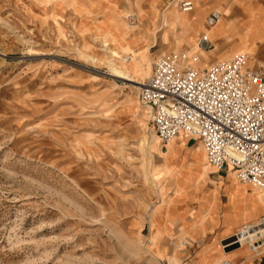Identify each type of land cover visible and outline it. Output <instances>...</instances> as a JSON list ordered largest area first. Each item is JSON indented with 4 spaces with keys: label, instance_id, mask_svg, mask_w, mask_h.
<instances>
[{
    "label": "rangeland",
    "instance_id": "374dc122",
    "mask_svg": "<svg viewBox=\"0 0 264 264\" xmlns=\"http://www.w3.org/2000/svg\"><path fill=\"white\" fill-rule=\"evenodd\" d=\"M178 2L0 0V264H223L250 251L190 207L217 191L228 204L238 180L205 189L199 144L188 156L202 157L203 174L187 188L180 139L162 148L137 100L159 55L197 50L176 22L194 9ZM217 9L220 25L230 10ZM247 10L238 50L258 61L264 21ZM99 35L134 83L111 75Z\"/></svg>",
    "mask_w": 264,
    "mask_h": 264
},
{
    "label": "built area",
    "instance_id": "2783aa9c",
    "mask_svg": "<svg viewBox=\"0 0 264 264\" xmlns=\"http://www.w3.org/2000/svg\"><path fill=\"white\" fill-rule=\"evenodd\" d=\"M183 11L194 9V0H179ZM213 9L206 16L207 30L197 39V50L161 54L153 71L138 89V98L150 106V120L157 136L170 143L180 132L201 139L209 163L218 171L226 165L240 181L264 188V61L247 52L206 62L203 51L213 42L209 30L222 19ZM254 229L249 246L264 252V216ZM244 234L243 236H246ZM242 236V237H243ZM241 245V236L231 237ZM223 264H234L225 259Z\"/></svg>",
    "mask_w": 264,
    "mask_h": 264
},
{
    "label": "crops",
    "instance_id": "0c3cea01",
    "mask_svg": "<svg viewBox=\"0 0 264 264\" xmlns=\"http://www.w3.org/2000/svg\"><path fill=\"white\" fill-rule=\"evenodd\" d=\"M150 1H154V0H150ZM194 3H195V8L192 12L188 13L189 18L185 19L181 17L180 25L185 27V31L187 33H190V35L195 39V41H197L200 35L207 30L205 19L211 10L216 9L218 6H222L223 8L230 10L228 13H224L225 14L224 20L220 25L218 24L208 31L210 32L209 35L213 42V45H215V48H212L209 51L211 53L209 54H205L204 52L201 53L203 54V57L208 63L216 61L221 58L230 57L233 51L234 53L235 51L244 52L238 50L242 46L239 36L245 30L244 28L245 23L243 22L246 21V19L248 18V14H249L247 10L248 6H252L254 9L255 18L253 22L264 21V0H240V2H235V0H197V3L196 1H194ZM221 56H226V57H221ZM212 57H215V59H212ZM262 58H264V56L261 57V60L258 58L256 59H258V61H264L262 60ZM175 138L177 139L174 142H177L180 139V143H178L180 145L179 147L181 149H184L185 151L184 154H186L185 156H187L188 159L190 158L188 156L190 154L189 148L191 149L192 147L200 144L203 149L202 146L203 143L201 139L187 132H180ZM160 141L162 142V148L166 147L167 149V145L169 143L165 144L161 139ZM197 141L201 142L202 144L201 143L196 144ZM205 152L206 151H204V153ZM205 155L207 154L205 153ZM197 156L198 155L195 154L193 155V159L192 158L190 159V165H189L190 168L188 171L189 175L187 177L185 175L183 176V179L186 177L185 179L188 178L189 180L188 184H186L187 188L194 187L195 185L191 181H195V182L199 181L200 174L201 175L203 174L202 157L201 156L197 157ZM199 162L201 163L199 164ZM207 162H209L208 159ZM209 164L211 165V167L209 166L211 170H209V172L206 174L204 179H201L205 189L206 188L209 190L215 189L222 178L227 179L230 176L231 178L232 177L235 178V176L230 173V172L236 173V170L233 166L226 165V167L222 171H218L214 165H212L211 163ZM235 183H239V182L237 181ZM235 183L229 185L228 204H227L228 200L224 201L222 199L223 196L224 197L226 196L225 193L222 194L220 200L219 199L212 200V198L218 194V192H216L215 194L212 195L211 200L198 201V205L199 206L200 204L202 205V207L200 206L201 209H199V206L196 205L190 206V207H194L193 210L194 214L198 215L200 220H207L210 226L215 230L220 229V235H223L225 233L228 234V232L231 230V229L229 230V228L237 229V231L231 236H235L239 234V232L242 233V229L245 230L246 228L251 226L250 225L251 223H255V221H257L258 212L260 216L259 218L264 216V201H256V203H254L253 214L252 212L249 211L248 201H242V200L232 201L231 188ZM184 204L187 207H189L187 202H185ZM205 213L208 216H206ZM227 214L229 216L226 218ZM200 234H202V231L200 232ZM244 246L246 247V245H243L241 247L243 248ZM239 249L238 251L231 252L228 255L225 254V257L228 258L227 256L230 255L231 257L229 258H231V261L234 262V264H264V252L261 254H256L250 248V251L252 252V254H250L251 252L248 250L240 252ZM209 259L211 260L210 257ZM215 260L216 261L211 260V264H218L219 259L217 258Z\"/></svg>",
    "mask_w": 264,
    "mask_h": 264
},
{
    "label": "bare ground",
    "instance_id": "6f19581e",
    "mask_svg": "<svg viewBox=\"0 0 264 264\" xmlns=\"http://www.w3.org/2000/svg\"><path fill=\"white\" fill-rule=\"evenodd\" d=\"M186 12V11H185ZM180 19H181V17H178L177 18V20H176V22H177V24L180 26ZM96 40L99 42V43H101L102 45H103V48H104V51H105V53L108 55V64H103V65H105L107 68H108V70H109V72L111 73V75L112 76H114V77H118V78H121V79H125V80H127V81H131V82H133L134 83V80H133V78H132V76L130 75V73L127 71V70H125L123 67H122V65H120L119 64V62H118V60L117 59H114V57H113V55H111L112 53H111V48L109 47V45H108V42H105V40H104V37H102V36H96ZM208 52V51H207ZM251 56V55H250ZM252 57V56H251ZM253 59H254V57H252ZM140 59H141V57H140ZM89 60L90 61H97V60H95V59H93V58H89ZM256 60H258V59H256ZM152 71H153V69H152ZM151 75V74H150ZM144 77H146V75H144ZM141 84L142 83H140V82H137V86L138 87H136L137 88V90L140 88V86H141ZM135 87V86H134ZM137 100H138V102L142 105V106H145V107H148V109L151 111V108H150V106H148V105H145L144 103L142 104V101L138 98V94H137ZM157 135V134H156ZM181 135H184V134H181ZM157 138L159 139V141H160V138L157 136ZM177 138H175L174 140H172L168 145H170V144H172L175 140H176ZM202 144V143H201ZM167 145V146H168ZM179 145V144H178ZM180 146V145H179ZM202 146H203V144H202ZM203 149H204V146H203ZM204 151H205V149H204ZM188 153V152H187ZM206 153V152H205ZM189 154V153H188ZM182 155H175L174 156V161H173V164L175 163V162H177V161H179L180 159V157H181ZM207 156V155H206ZM176 157V158H175ZM198 157V156H197ZM193 159V158H192ZM188 161V162H187ZM195 161V160H194ZM184 162L185 163H183V166H184V168H186L187 169V172H186V177L189 175V165H190V160L188 159V157L187 156H185V158H184ZM191 162H193V161H191ZM201 162H199V164H200ZM208 164H209V162H208ZM209 166L211 167V165L209 164ZM202 167V166H201ZM173 172H174V167H172L171 168V170H169L168 171V174L169 175H172L173 174ZM178 173V172H177ZM231 174H233L234 176H235V178L239 181V183H235L233 186H232V188H231V199H232V201H241L242 199H245V201H248V204H249V211L250 212H252V214H253V208H254V203H256V201H264V194H262V193H252V192H250V191H245L244 190V188L242 187V184L243 185H248V186H251V187H253V188H256V189H264V188H258V187H254L253 185H250V184H248V183H244V182H242V181H240L239 180V178L237 177V175H236V173H234V172H230ZM198 174V173H197ZM193 175V174H192ZM199 175V174H198ZM185 177V178H186ZM192 177V176H191ZM171 180V179H170ZM169 182V181H168ZM176 182V181H175ZM241 183V184H240ZM170 185V184H169ZM187 189V188H186ZM218 192V191H217ZM209 195V194H208ZM219 198H218V194L217 195H215L213 198H212V200H218ZM256 209H258V208H256ZM260 209H261V207H260ZM251 214V213H250ZM257 224V222L256 223H254L253 225H251V226H249L248 228H246L245 230H243L242 231V233H239L238 234V236H241V246H243V245H246L248 248H249V242L250 241H253L254 240V233L252 232L254 229H251L252 227H255V226H257L256 225ZM259 228H261L262 230V232L264 233V228H263V226H260ZM244 234H247L246 236H243ZM243 236V237H242ZM232 243H234V242H231V241H229L228 242V244H227V246L228 245H231ZM224 246H226V245H224ZM250 249V248H249ZM234 263V262H233Z\"/></svg>",
    "mask_w": 264,
    "mask_h": 264
},
{
    "label": "water",
    "instance_id": "95a60500",
    "mask_svg": "<svg viewBox=\"0 0 264 264\" xmlns=\"http://www.w3.org/2000/svg\"><path fill=\"white\" fill-rule=\"evenodd\" d=\"M229 239H230V240H228V242L232 240V238H229ZM224 241H225V240H224ZM228 242H225V243H228Z\"/></svg>",
    "mask_w": 264,
    "mask_h": 264
}]
</instances>
